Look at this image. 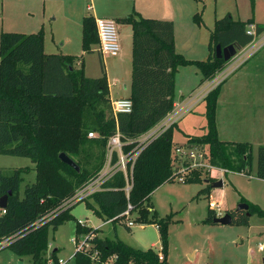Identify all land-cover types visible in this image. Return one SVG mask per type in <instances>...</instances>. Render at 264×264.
Returning a JSON list of instances; mask_svg holds the SVG:
<instances>
[{"label":"trees","instance_id":"1","mask_svg":"<svg viewBox=\"0 0 264 264\" xmlns=\"http://www.w3.org/2000/svg\"><path fill=\"white\" fill-rule=\"evenodd\" d=\"M200 24L199 14L194 16ZM133 29L132 84L129 99L131 114L114 116L111 108L109 84L106 76L88 78L84 69L76 67V57L47 55L44 51V32L25 35L3 33L0 43V155L30 159L33 168L12 171L0 170V198L10 191L5 213L0 209V251L11 250L21 261L31 257L33 264H49L50 230L75 220L73 206L65 205L76 190L94 178L102 169L110 137L119 132L130 152L134 141L157 125L176 103V75L180 67L195 66L202 80L210 81L224 70L227 62L216 56V47L237 46L238 50L253 43L264 33V26L235 21L231 16L218 20L212 33L211 55L207 61L186 59L176 52L175 24L171 20L144 18L135 12L119 20ZM250 26L254 33L249 34ZM82 48L91 52L99 44L95 19L85 17L82 26ZM214 52V56H212ZM223 83L206 97L207 133L189 137L184 147L206 148L210 163L228 172L249 173L252 146L249 143L225 142L219 138L217 107ZM152 142L137 158L132 169L133 188L128 196L123 173L116 174L104 184V190L88 200L96 203L87 208L105 222L126 219L139 214L138 223L155 225L160 233V261L154 249L141 250L119 239L100 237V231L77 222L76 239L85 236L84 245L77 241L75 264H167L170 219L160 218L158 212L144 206L160 186L173 181V130ZM90 132L97 133L89 138ZM182 145H180L181 147ZM248 152H250L248 154ZM65 153L81 169L77 173L64 164L59 155ZM235 157V158H234ZM233 158L235 161H233ZM36 172V181L27 185L21 198L23 176ZM72 180H70V178ZM256 177L264 181V146L258 148ZM200 173L194 172L187 183H200ZM213 182V180H212ZM211 185L205 190L209 193ZM244 212H230L233 224L249 225L253 215L264 218V210L250 205ZM98 207V208H97ZM213 212L214 210L210 208ZM215 216V215H214ZM126 227L131 231L129 224ZM87 245L90 249H87ZM58 250L50 261L59 264ZM95 253L97 256H95Z\"/></svg>","mask_w":264,"mask_h":264},{"label":"rangeland","instance_id":"2","mask_svg":"<svg viewBox=\"0 0 264 264\" xmlns=\"http://www.w3.org/2000/svg\"><path fill=\"white\" fill-rule=\"evenodd\" d=\"M71 1L79 2V0ZM152 1L155 0H115L113 3L96 0L95 3L98 7H112L113 12L120 17H128L139 9H143L144 17L150 15L148 13L161 15L158 13L159 9L150 10ZM157 1L161 2L162 8L165 7L162 10L164 15L174 21L176 52L189 60L204 62L209 59L211 36L216 22L226 16L242 22L253 19L255 24L264 26V0ZM155 6L157 8L158 5ZM23 7L18 1L0 0V43L3 33L24 31L22 30L24 28H18L14 18L22 16L26 9ZM197 14L201 17L200 24L194 20ZM114 21L117 24L121 43V52L118 57H103L97 51V46H93L91 52H84L81 39L82 26H74L75 28L68 32L60 22L52 26L53 32L56 33L55 43L51 47L49 44L46 47V53L56 55L67 53L76 57V67L79 69L83 67L88 78L107 76L110 82L117 79L118 85L113 87L114 94H110L112 100L128 98L130 95L125 91V87L127 88L132 81L133 57L132 27L119 20ZM50 28V24L47 23L46 31L48 32ZM64 39L66 46H62L59 42ZM249 49L254 50V54L242 67L222 81L224 95L219 111L222 118L219 137L225 142H249L252 146L251 171L249 173L229 172L224 176V172L218 168H214L211 172L203 168L191 169L190 174L196 171L200 173L202 179L200 183L180 182L173 179L172 182L163 184L153 192L144 206L150 208L152 212L157 211L160 218L170 219L167 264H264V252L259 251L260 245L264 244V218L255 214L250 217L249 225L213 223L215 217L221 218L230 212L237 213L236 209L242 203L255 205L264 210V181L256 178L258 148L264 145V134L255 131V124L250 123L251 118H256L255 110H258L260 103H263V100L254 96L264 93V33L249 46ZM229 65L231 64L227 63L224 70L215 78L205 81L206 84L201 88L197 87L198 83L192 88L197 87L198 90L191 94H183L184 96L179 94L181 86L192 85L193 80L199 81L202 75L195 66L180 67L176 75V85L179 87V89L176 87V103L183 102L186 97L199 100L202 95L209 94L217 88L214 85L217 80H222L223 77L219 76L227 70ZM248 68L249 75H245ZM206 110L207 101L202 99L185 113L173 130L175 143L183 146L189 143V137H200L207 133ZM96 135L99 136L97 133ZM234 158L233 161H235ZM32 164L28 158L0 155L2 171L26 168ZM23 178L20 187L21 198L24 196L27 185L36 181V172L31 171ZM69 178L72 180L71 177ZM222 179H224L222 188L211 187L209 193L205 191L208 188L205 180L216 182ZM86 203L96 206L93 200ZM86 203L82 202L72 211L75 220L65 222L55 232L50 230L49 251L46 254L49 264H53L50 256L55 250H58L56 258L63 260V264H75L77 241L79 240L82 244L85 240V236H79L78 240L76 239L77 222H81L85 227L100 229L102 238L119 239L134 248L154 249L158 255H163L158 229L154 225L136 222H140V219L137 220L139 218L137 211L118 222H105L88 209ZM213 205L216 209L214 212L210 209V207L214 208ZM218 205L221 206L220 213L217 211ZM129 221L134 224L131 231L126 227ZM109 263L112 264L113 261ZM0 264H33V261L31 257H25L22 263L11 250L4 249L0 251Z\"/></svg>","mask_w":264,"mask_h":264},{"label":"built area","instance_id":"3","mask_svg":"<svg viewBox=\"0 0 264 264\" xmlns=\"http://www.w3.org/2000/svg\"><path fill=\"white\" fill-rule=\"evenodd\" d=\"M96 30L99 39V52L103 57H117L121 52V43L118 34L117 24L114 20L108 18H97L95 19ZM253 26H250L248 33H254ZM258 37L255 38V40ZM253 41V43L255 42ZM252 43V44H253ZM250 44L249 46H251ZM249 46L240 49L238 53L227 63H230L227 70H225L219 77H223L222 80H217L214 87H218L222 84L223 80L226 77L230 76L233 72L238 70L243 64L250 58L254 52L249 49ZM209 93V91L207 92ZM208 94L202 95L199 100L205 99ZM185 99L183 102L175 103L174 109L157 125L153 128L139 136L134 142L137 144L130 152H125L124 148L127 145H130L133 141L124 142L122 136L117 132L114 136L110 137L107 144L105 162L100 170V172L86 184L78 188L75 194L66 202L63 206L69 205L73 206L79 202H84L88 200L95 193L104 190V184L111 180L116 174L123 173L126 186L124 188L126 194L129 196L133 188L132 180V169L133 166L141 154V152L148 147L152 142L163 136L170 128L177 125L179 120L185 115L186 112L190 111L194 105L198 103L199 100ZM111 108L115 117L120 114H131L133 111V102L129 98H119L112 100L111 99ZM89 138H96L97 135L94 132L88 134ZM206 148L202 146L195 147H184L179 146L174 151V161H173V179H177L180 182L187 181L192 173L190 174L191 169H206L208 171H213L215 168L211 165ZM190 165V166H189ZM219 169V168H218ZM224 172V176L228 174V170L220 169ZM215 209V206L213 205ZM218 207V213L221 212V206ZM133 207L129 205L128 210L125 215L129 217ZM6 211L3 210V213ZM81 223V222H80ZM130 227H133V222H128ZM85 241V240H84ZM84 242L79 245V248H82ZM87 249H90V246H86ZM260 252H264V244L259 247ZM95 256L97 254L95 253ZM159 259L164 260L163 255H159ZM63 260H59V264H63Z\"/></svg>","mask_w":264,"mask_h":264},{"label":"crops","instance_id":"4","mask_svg":"<svg viewBox=\"0 0 264 264\" xmlns=\"http://www.w3.org/2000/svg\"><path fill=\"white\" fill-rule=\"evenodd\" d=\"M14 1L20 2V4H22V6H24L23 8H26V9H24V12L21 14L22 16H20V17L15 16L14 17L16 19L15 20L16 23L19 26L18 28H21V27L24 28V29H22L24 31H20V32L22 34L29 35L32 33H37L40 30H42L44 32V51H45V54H47V55H53L51 53L50 54L46 53V47L48 44L51 47V45H53L55 43L56 33L53 32L54 30L52 29V26L54 24H57L58 22H60L62 24V26L65 27L66 30L69 32L70 30H73L75 28L74 26H80V25L83 26V20L85 17H88V16H91L94 19L108 18V19H112V20H121V19L126 18V16L120 17L119 14H115L113 12L114 10H112V7H109V6L108 7H98L95 3L96 0H79V2H77V3H74L71 0H14ZM105 1L110 2V3L115 2V0H105ZM156 4L159 7L157 6V8H156V6H155ZM164 8L165 7L162 8L161 2H158L157 0H155V1H152V5L150 7V10H156L157 11L159 9L158 13L161 15H156V14L151 15V13H148L150 15H146V17H144L142 15L143 9H139V11L138 12L136 11V12L139 13L144 18L169 20V17H166V15H164V13L162 12V10ZM155 16H157V17H155ZM47 23H49L51 26V28L48 29V32L46 31ZM16 33H18V32H16ZM175 34H176V31H175ZM61 38H63V37H61ZM49 41H50V43H49ZM59 42L62 43V46H66L65 39L63 41L59 40ZM94 46H97V51L99 52L98 45H94ZM176 46H177V44H176V36H175V47ZM132 54H133V52H132ZM61 55L72 56V55H69L67 53L66 54L62 53ZM132 62H133V57H132ZM249 72H250V70L248 68L247 72H245V75H249ZM107 81L109 84L110 94H114L113 87H116L118 85L117 79H115L112 82H110V80H108V79H107ZM206 82H204L202 80V76H201L199 81L196 82V80H193L192 85H190V84L186 85V86L182 85L181 89L179 90V94H181V96H184L183 94H191V92L198 90L197 87L201 88V86L206 84ZM131 84H132V81H131ZM131 84L127 88L125 87V91H127L128 94H131ZM196 85H197V87L192 89ZM176 87H177V85H176ZM177 88L179 89V87H177ZM221 94H222V87L220 90L219 99H218V107H217V126H218L219 135L221 133V125L220 124L222 122L221 121L222 118L220 116L219 111H220V105L222 102V97L224 95V94H222V95ZM181 96H180V98H181ZM254 97L263 100V103H260V108H257L258 110H255L256 112H254V114H255L256 118H251L250 123L253 122L255 124V126H254L255 131H257L260 134H264V93L263 94H255ZM177 103H180V101ZM256 105H259V103H256ZM223 123H225V122H223ZM246 143H249V142H246ZM175 144H178V143H175ZM261 146H264V145H261ZM28 167L33 168L34 164H32L31 166H28ZM222 180L224 182V179H222ZM260 181H262V180H260ZM22 263H23V261H22Z\"/></svg>","mask_w":264,"mask_h":264},{"label":"water","instance_id":"5","mask_svg":"<svg viewBox=\"0 0 264 264\" xmlns=\"http://www.w3.org/2000/svg\"><path fill=\"white\" fill-rule=\"evenodd\" d=\"M238 48L235 45H230L227 48H222L221 45H217L216 47V56L218 59H224L226 62H229L236 54H237ZM60 160L68 165L69 167L73 168L77 173L81 172L80 167L65 153H61L59 155ZM207 184H210L213 189L222 188L224 186L223 180H219L216 182H210L209 180H205ZM12 195V192L10 191L8 194L2 196L0 198V209L5 210L8 206V200L9 196ZM250 206L249 204H240L238 205L236 212H246L247 216H250L249 213ZM214 224H222V225H230L233 223V217L231 214L227 213L224 215V217H215L213 219Z\"/></svg>","mask_w":264,"mask_h":264}]
</instances>
